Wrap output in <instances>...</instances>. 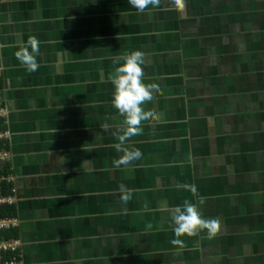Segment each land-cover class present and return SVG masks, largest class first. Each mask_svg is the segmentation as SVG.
I'll list each match as a JSON object with an SVG mask.
<instances>
[{"label": "crops", "instance_id": "crops-1", "mask_svg": "<svg viewBox=\"0 0 264 264\" xmlns=\"http://www.w3.org/2000/svg\"><path fill=\"white\" fill-rule=\"evenodd\" d=\"M30 37L35 72L15 56ZM132 50L158 91L120 143ZM0 68L17 264H264V0H0ZM126 149L143 159L117 165ZM185 200L216 234L174 235Z\"/></svg>", "mask_w": 264, "mask_h": 264}, {"label": "clouds", "instance_id": "clouds-1", "mask_svg": "<svg viewBox=\"0 0 264 264\" xmlns=\"http://www.w3.org/2000/svg\"><path fill=\"white\" fill-rule=\"evenodd\" d=\"M129 3L137 11L143 12L150 5L155 4V0H129ZM176 6L182 7L183 0H175ZM30 51L28 48L21 47L15 56L22 64L26 71L35 72L39 64L36 60L38 53L39 42L35 37H30L28 40ZM144 54L140 50H132L122 57L120 63L114 70V75L111 77L113 85L112 105L117 112L124 117L123 123L127 126L123 134L119 136L120 143H123L127 137L135 136L139 133L141 126L150 119V115L145 108L150 105L155 99V93L158 87L144 83L143 80V64ZM120 150L119 145L116 146ZM143 159L142 153L138 150H124L123 155L117 160V165L126 164L131 161H140ZM185 188H190L193 193L196 191L195 185H184ZM120 200L128 202L131 199L130 190L124 185H119ZM204 199H199V204H203ZM173 224V233L180 237L195 236L200 231L206 230L209 236L216 234L219 227L217 219H205L196 203L185 200L183 205H177L171 216ZM174 245H181L180 239L171 241Z\"/></svg>", "mask_w": 264, "mask_h": 264}, {"label": "built area", "instance_id": "built-area-1", "mask_svg": "<svg viewBox=\"0 0 264 264\" xmlns=\"http://www.w3.org/2000/svg\"><path fill=\"white\" fill-rule=\"evenodd\" d=\"M1 72V68H0ZM5 116V111L2 108V104L0 102V119ZM6 139L7 134L0 130V166L4 165L8 162V151L6 150ZM1 172V171H0ZM5 181L6 183L11 182L10 175H3L0 173V182ZM14 203L13 198L10 195H2L0 194V208L1 207H10ZM9 223L8 219H3L0 217V232L7 228ZM18 242L15 240H7L0 236V264H17V258L14 256L17 254ZM9 254V256H6ZM10 257V258H9Z\"/></svg>", "mask_w": 264, "mask_h": 264}, {"label": "trees", "instance_id": "trees-1", "mask_svg": "<svg viewBox=\"0 0 264 264\" xmlns=\"http://www.w3.org/2000/svg\"><path fill=\"white\" fill-rule=\"evenodd\" d=\"M1 174L5 175L6 172L3 170L0 172ZM11 185H10V182L9 183H6L5 181H1L0 182V194L2 195H10L11 192ZM13 213V209L12 208H8V207H1L0 208V217L1 216H8L10 214ZM2 234V238L6 239L9 237V235L7 233H1ZM0 234V235H1ZM9 256V255H8Z\"/></svg>", "mask_w": 264, "mask_h": 264}]
</instances>
